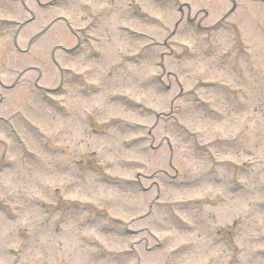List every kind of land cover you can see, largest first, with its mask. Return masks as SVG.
I'll use <instances>...</instances> for the list:
<instances>
[{"label": "rangeland", "instance_id": "rangeland-1", "mask_svg": "<svg viewBox=\"0 0 264 264\" xmlns=\"http://www.w3.org/2000/svg\"><path fill=\"white\" fill-rule=\"evenodd\" d=\"M24 1L0 0V115L58 136L31 88L54 46L79 89L57 152L22 155L7 127L0 264H264V0Z\"/></svg>", "mask_w": 264, "mask_h": 264}, {"label": "flooded vegetation", "instance_id": "flooded-vegetation-1", "mask_svg": "<svg viewBox=\"0 0 264 264\" xmlns=\"http://www.w3.org/2000/svg\"><path fill=\"white\" fill-rule=\"evenodd\" d=\"M33 68H36V67H33ZM55 71V70H54ZM35 73L37 74V77L35 79L32 80L31 82V85H32V89L33 88H36V84H38L40 78H47V83H50L52 82V78H51V74H52V71L49 72H44L42 71V74L41 73H37L35 71ZM62 71L61 70H58V71H55V85H57L58 87L55 89L57 90L56 93H59L61 89V86H62ZM23 74V72L21 74H18L19 76L16 77V79L14 80L13 84L11 85L12 88H15V87H18V83H19V80H20V77L21 75ZM49 79V80H48ZM74 79L77 80V75L74 76ZM68 84V81H66ZM3 87H5L3 84H2ZM10 87V86H9ZM69 87L71 90H73L75 93V96L77 94V91H76V84L74 83H71V81H69ZM55 93V92H54ZM30 97H32L33 99H35V95L33 94V92L30 93ZM60 97L61 96H58L55 98L56 101H60ZM70 99V98H69ZM32 107V106H31ZM30 107V108H31ZM73 110H75V106L73 105ZM36 109L35 106L33 108V110ZM38 117L39 114L36 113ZM57 115V116H56ZM8 117V119L10 120L11 124L18 130L19 134L22 136L23 140L26 142V145L33 151H36V148H39L40 146H42V149L41 150H48L49 152H51V148L55 149L56 151H58V149L61 147L62 145V131H61V128H59V126L55 127V123H60V120H61V117L58 116L57 113H55V111L53 110V114L51 115L52 117L49 119L50 122H54L53 123V127H54V131H55V134H58V136H43V139H41V145L40 146H36L35 143H32L30 142V137L27 136L26 134V130H31L32 131H36V127L35 125L32 123L33 119L35 118L34 116H32V118H28L25 114H15L14 116H12V114H9V115H6ZM50 122H48L50 124ZM75 124V123H74ZM30 127V128H29ZM71 129V128H70ZM69 129V130H70ZM77 128L73 126V129H71L70 134H72ZM0 136H3L5 137V139H0V144L2 145L3 147V150L1 152V154L4 156V153H6V151L8 150L9 147H11L8 142V140L6 139V136L8 137L9 136V132L8 130H6V133H5V130H0ZM32 137H34V140H37L39 141V138H40V135L39 134H32ZM8 142V143H7ZM5 143V144H3ZM61 143V144H60ZM15 151V149H13ZM40 150L38 149V152ZM51 159V156L50 158ZM48 161L49 163H51V160H45V162Z\"/></svg>", "mask_w": 264, "mask_h": 264}, {"label": "bare ground", "instance_id": "bare-ground-1", "mask_svg": "<svg viewBox=\"0 0 264 264\" xmlns=\"http://www.w3.org/2000/svg\"><path fill=\"white\" fill-rule=\"evenodd\" d=\"M22 2L21 3H23V4H25L24 2V0H21ZM41 0H36V2H40ZM35 2V1H34ZM25 8V7H24ZM2 121L0 120V123H1Z\"/></svg>", "mask_w": 264, "mask_h": 264}]
</instances>
